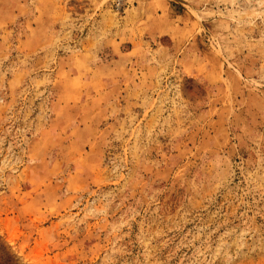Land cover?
Masks as SVG:
<instances>
[{"label": "rangeland", "instance_id": "1", "mask_svg": "<svg viewBox=\"0 0 264 264\" xmlns=\"http://www.w3.org/2000/svg\"><path fill=\"white\" fill-rule=\"evenodd\" d=\"M0 239L264 264V0H0Z\"/></svg>", "mask_w": 264, "mask_h": 264}, {"label": "trees", "instance_id": "2", "mask_svg": "<svg viewBox=\"0 0 264 264\" xmlns=\"http://www.w3.org/2000/svg\"><path fill=\"white\" fill-rule=\"evenodd\" d=\"M0 264H16L9 247L0 239Z\"/></svg>", "mask_w": 264, "mask_h": 264}]
</instances>
